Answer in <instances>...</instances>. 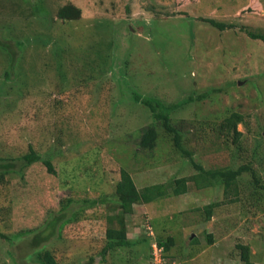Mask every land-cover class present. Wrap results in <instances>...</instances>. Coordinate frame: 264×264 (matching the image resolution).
<instances>
[{"label":"rangeland","instance_id":"obj_1","mask_svg":"<svg viewBox=\"0 0 264 264\" xmlns=\"http://www.w3.org/2000/svg\"><path fill=\"white\" fill-rule=\"evenodd\" d=\"M187 1L0 0V157H13L24 174H8L0 185L3 233L38 228L51 235V217L65 219L84 198L101 194L94 190H101V182H93L87 169L105 185L118 180L124 166L139 188L196 173L164 129L156 148L139 145L142 128L153 118L132 101L135 93L178 103L172 117L206 167L251 158L258 133H264V40L238 29L220 30L201 17L264 33V0ZM68 3L82 9L81 18L58 16ZM228 111L247 116L238 125L246 140L243 159L229 153L221 139L208 137V123L221 121ZM31 147L49 157L58 173L41 161L23 166L20 159ZM257 169L264 179V161ZM188 185L187 193L135 204L127 215V235L136 244L110 252L106 262L99 251L104 242L90 250L77 235L65 231L62 239L58 218L50 247L69 257L64 264H87L91 255V264H162L163 252L153 244L151 251L149 244L152 237L173 235L165 264H245L239 243L251 246L255 264H264V211L244 198L230 202L231 192L223 187ZM66 198L74 201L62 212ZM211 202L221 204L207 218L203 207ZM89 210L97 219L93 237L101 239L111 211L107 204ZM33 236L23 233L14 241L0 236V264H40L26 257Z\"/></svg>","mask_w":264,"mask_h":264},{"label":"trees","instance_id":"obj_2","mask_svg":"<svg viewBox=\"0 0 264 264\" xmlns=\"http://www.w3.org/2000/svg\"><path fill=\"white\" fill-rule=\"evenodd\" d=\"M183 1L186 2L185 4L191 2H188L187 0ZM260 2L262 3L261 0ZM249 8L250 6L244 7L239 14L245 10L247 12ZM261 9L262 5L259 9H255L256 11L254 12L259 13ZM58 16L65 20L79 19L82 17V9L76 4L68 3L59 8ZM201 20L212 26L218 27L220 30L238 29L245 32L252 38L264 40V33L252 31L244 25H238L233 22H222L211 17H201ZM132 96V101L140 102L144 105V108L148 109H146V111L150 112L153 118V121L150 124L142 128L139 145L144 149L152 150L156 148L161 136L160 131L161 129H164L166 136L168 138H172L173 140V144L175 146L174 151H177V153H181L182 156L189 158V161L192 163L196 173L193 175L181 176L168 183H154L143 188H139L130 171L124 166L120 168L119 179L105 185L104 182H102V176H96L95 172L91 173L87 169L86 171L90 174L93 182L97 181V179L101 182V190H98L97 188L94 189L101 194L98 198H84L82 200L83 204H80L79 208L76 210H72L71 215L65 219H62L59 216L56 218L51 217L48 222V228L52 229L51 235L46 233L44 230H39L38 228H31L21 232L19 231L12 236L3 233L0 230V236L10 241L20 238L23 233L34 234L33 248L26 256L27 258L33 259L40 264H64V260L69 259V257L61 251L59 253V248L50 247L49 241L51 236L54 234L53 228L58 223V218L62 220V224L58 230L62 239L66 238L63 235L65 231L68 232V234L77 235L79 237L78 239L85 241L86 244L88 243L90 250L92 247L100 245L104 242V245L100 246L99 251L101 254L100 261L106 262L107 256L110 252H113L121 247H130L136 244V241L129 238L127 235V215L134 213L135 204L150 203L160 197L166 196L168 193H173L175 195L187 193L190 190L188 185L190 182H194L199 189L206 187L209 188L212 186L223 187L225 194H229L231 192V198L229 199L230 202L240 201L244 198L246 203L251 202L249 204H252L253 206L255 204V207H258V210L264 211V179L262 174L257 169V164L260 165L264 161L263 132L258 133L256 145L253 147L251 158L249 160H242V162L238 165L206 167L200 160L198 161V158L195 157V150H193L192 145L189 144L190 136H186L184 131L182 135L177 122L172 117V111L178 107V103L168 105L158 97H147L140 93H135ZM205 96L206 94L203 93V95L200 94L196 98H203ZM222 118L223 119L221 121H219L220 118L216 119L219 123H217L218 121H210V123H208L210 125L209 127H211V133L208 137L214 136L215 139H221L225 143L224 148L229 150V153H236L243 159L247 152L245 145L246 140L243 137V132L238 129V125L241 123H247V116L241 112L228 111ZM59 130L61 131L60 128ZM185 142L187 143L185 144ZM95 152H98L97 154L100 153L99 151ZM93 154L96 155L94 152ZM0 159L2 160V162H0V185L6 182V175L8 174L18 173L19 177H24V174H21V169H16L17 165L13 162V157H0ZM20 161L25 167L41 161L50 173H58L55 169L53 161L49 157L45 158L38 150L32 147L21 157ZM92 166L98 170L97 166H94L93 164ZM246 175L249 176V181L246 180ZM246 184L248 185V189H244ZM73 201L74 200L72 198H66V203L63 204L61 211H69ZM102 204H107L108 210L111 211V216H109L108 226L105 228V236H102L103 239H99V234L94 235V237L92 234V223L94 221L96 222L97 219L94 220L93 217H91L89 208L91 209L92 207ZM220 204V202H211L203 207L207 218H210L213 215L215 208ZM2 210L3 209L0 206V217ZM64 226L66 227L64 228ZM92 238H94V240ZM152 238L153 240L149 244L150 250H154L152 244H157L163 252H161L164 259L162 264L167 263L169 258L165 252L172 249V246L174 245V236L169 235L167 238L158 239L155 237ZM212 240V235H209V242H212ZM195 241L193 240L192 242L194 243ZM237 248L240 249L241 260L245 264H255L250 245L239 243ZM89 258V263L87 264H91L94 260L92 255ZM150 258L152 262H155L153 261L155 260L154 252L151 253Z\"/></svg>","mask_w":264,"mask_h":264},{"label":"built area","instance_id":"obj_3","mask_svg":"<svg viewBox=\"0 0 264 264\" xmlns=\"http://www.w3.org/2000/svg\"><path fill=\"white\" fill-rule=\"evenodd\" d=\"M149 228H151V227H149ZM155 245H157V244H154V246H155ZM157 248L159 249L158 245H157ZM155 258H156V256H155ZM156 259H157V258H156ZM161 260H162V259H161Z\"/></svg>","mask_w":264,"mask_h":264}]
</instances>
